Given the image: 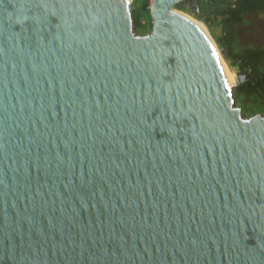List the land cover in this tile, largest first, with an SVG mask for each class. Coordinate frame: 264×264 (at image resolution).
Here are the masks:
<instances>
[{"label":"water","instance_id":"95a60500","mask_svg":"<svg viewBox=\"0 0 264 264\" xmlns=\"http://www.w3.org/2000/svg\"><path fill=\"white\" fill-rule=\"evenodd\" d=\"M133 1L0 0V264H264V116Z\"/></svg>","mask_w":264,"mask_h":264},{"label":"rangeland","instance_id":"374dc122","mask_svg":"<svg viewBox=\"0 0 264 264\" xmlns=\"http://www.w3.org/2000/svg\"><path fill=\"white\" fill-rule=\"evenodd\" d=\"M147 0H135L132 4V18L134 21V31L138 35H145L151 31L152 19L151 12H144L142 5ZM190 0H184L178 4L175 9L177 12L184 13L201 21L207 28V33L203 35L208 42H212L214 48L217 50V55L222 59L227 67V71L232 76L235 84L239 83V75L242 71L239 70L237 65H233L229 59L225 57V50L218 43V36L215 31L210 28L209 24H206V18L195 16L192 8L188 7ZM203 6H205V0H199ZM207 1V0H206ZM232 2L233 0H228ZM205 8V7H204ZM137 24V25H136ZM211 45V44H210ZM260 48L264 50V12L252 14L247 16L244 23L238 30V44L236 49L241 51L245 48ZM264 70V60L260 65ZM235 104L242 109V114L245 118H251L255 115L264 116V97L256 94H234Z\"/></svg>","mask_w":264,"mask_h":264},{"label":"trees","instance_id":"16d2710c","mask_svg":"<svg viewBox=\"0 0 264 264\" xmlns=\"http://www.w3.org/2000/svg\"><path fill=\"white\" fill-rule=\"evenodd\" d=\"M217 1L222 3L226 0ZM142 10L149 12L146 1L142 5ZM262 12H264V0H236L221 11L223 35L218 38V43L225 50V57L242 71L239 75V83L235 86L234 94H256L264 97V70L260 67L264 60V50L246 48L238 51L235 46L236 30L244 23L246 16ZM205 22L208 24L207 20Z\"/></svg>","mask_w":264,"mask_h":264},{"label":"crops","instance_id":"0c3cea01","mask_svg":"<svg viewBox=\"0 0 264 264\" xmlns=\"http://www.w3.org/2000/svg\"><path fill=\"white\" fill-rule=\"evenodd\" d=\"M235 1L236 0H233L232 2H230V1L226 0L225 2L221 3L217 0L214 2H212L211 0H207V1L205 0V6H204L205 7V13H206L205 18L208 21L210 28L215 31L218 38H220L223 35V32H222L223 16L221 15V11L223 9H225L226 7L232 5ZM249 15H252V14H248L247 16H249ZM247 16H246V18H247ZM239 28H240V26L236 30V44H235V46L238 44V30H239Z\"/></svg>","mask_w":264,"mask_h":264},{"label":"bare ground","instance_id":"6f19581e","mask_svg":"<svg viewBox=\"0 0 264 264\" xmlns=\"http://www.w3.org/2000/svg\"><path fill=\"white\" fill-rule=\"evenodd\" d=\"M156 4V3H155ZM154 4V6H155ZM153 6V8H154ZM171 12H174L178 15H180L181 17H183L184 19H186L187 21H189L195 28H197V30H199L201 32V34L205 35L207 33V28L206 26L199 20L197 19H194L193 17L189 16V15H186L184 13H180V12H177L175 9H171ZM206 36V35H205ZM212 48L214 49V51L217 53V50L216 48H214V45L212 42H210ZM219 57V56H218ZM219 59L221 60L223 66L225 67V69L227 70V67L225 65V63L222 61V59L219 57ZM228 72V71H227ZM229 73V72H228ZM231 76V75H230ZM232 77V76H231Z\"/></svg>","mask_w":264,"mask_h":264},{"label":"built area","instance_id":"2783aa9c","mask_svg":"<svg viewBox=\"0 0 264 264\" xmlns=\"http://www.w3.org/2000/svg\"><path fill=\"white\" fill-rule=\"evenodd\" d=\"M157 1L158 0H147L146 1L147 2V10L149 12H152L153 6ZM188 7L192 8V11H193L195 16L203 17V18L205 17V14H206L205 8L199 0H190L188 3Z\"/></svg>","mask_w":264,"mask_h":264}]
</instances>
